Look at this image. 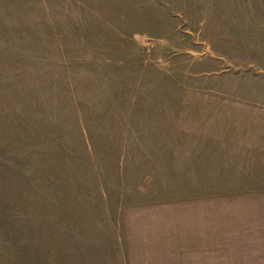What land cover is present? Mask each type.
Listing matches in <instances>:
<instances>
[{
    "label": "rangeland",
    "instance_id": "1",
    "mask_svg": "<svg viewBox=\"0 0 264 264\" xmlns=\"http://www.w3.org/2000/svg\"><path fill=\"white\" fill-rule=\"evenodd\" d=\"M258 119L264 0H0V264H125L119 215L256 189L199 154Z\"/></svg>",
    "mask_w": 264,
    "mask_h": 264
},
{
    "label": "crops",
    "instance_id": "2",
    "mask_svg": "<svg viewBox=\"0 0 264 264\" xmlns=\"http://www.w3.org/2000/svg\"><path fill=\"white\" fill-rule=\"evenodd\" d=\"M257 123L264 127V119ZM202 151L208 161L201 167L255 174L256 189L242 188L233 176L223 185L235 186L226 191L192 198L191 213L119 215L129 235L125 264H264V133L254 140L222 135Z\"/></svg>",
    "mask_w": 264,
    "mask_h": 264
}]
</instances>
